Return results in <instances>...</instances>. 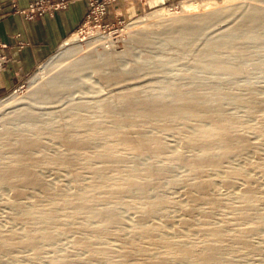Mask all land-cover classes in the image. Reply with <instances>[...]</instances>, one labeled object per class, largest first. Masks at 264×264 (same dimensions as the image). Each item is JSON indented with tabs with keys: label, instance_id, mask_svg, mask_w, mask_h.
I'll return each mask as SVG.
<instances>
[{
	"label": "bare ground",
	"instance_id": "6f19581e",
	"mask_svg": "<svg viewBox=\"0 0 264 264\" xmlns=\"http://www.w3.org/2000/svg\"><path fill=\"white\" fill-rule=\"evenodd\" d=\"M148 1L154 6L165 0ZM194 1H183L181 14L171 12L169 7L155 8L118 31L128 35L123 43V52L127 53L135 43H148L149 35L160 29L173 37L171 49L162 53V59L176 60L194 46L185 43L184 37L197 35L202 27L237 15L227 34L197 46L192 71L158 80L149 88L126 85L95 103L74 102L56 121L39 119L34 104L29 109H24L25 105L13 111L24 125L0 129V186L12 190L8 201L16 207L13 219L21 227H0V259L9 256L12 260L15 251L28 250L30 260L48 255L57 264H77V255L83 252L95 264H136V259L142 257H151L149 264H238L237 257H229L232 244L247 252L255 250L250 240L264 227V211L258 208L264 203V187L258 185L257 176L251 172L257 170L264 176V158H258V147L264 145V98L257 97L248 83L241 85L240 95H234L229 87L247 74L244 59L259 54L251 49L250 40L259 30L264 35V0L218 9L208 5L203 13L189 10ZM129 5L134 11L133 4ZM90 33L93 40L84 49L111 37L98 29ZM76 38L77 34L68 38L66 44ZM257 42H264V38L258 37L254 43ZM75 48L68 47L61 55ZM113 50L116 55L117 49ZM109 54L93 48L65 64L56 82L35 89L32 100L50 102L64 97L74 79L90 68L105 86L129 81L132 73L116 71L117 60ZM64 60H59V65ZM225 104L244 106V115L225 111ZM88 110L92 112L85 113ZM106 115L110 116L109 123L100 121ZM247 116L254 118L255 123L246 124ZM249 134H256L259 141H251ZM44 135L59 139L58 150L44 149ZM165 136L172 137L178 145L169 147ZM42 146L43 150H38ZM36 149L38 152L34 153ZM129 151L147 160L136 162L127 154ZM246 153L255 159H247ZM237 158L246 159L236 166L224 163ZM178 165L186 172L176 176L174 168ZM53 167L66 169L72 188L42 186L38 171ZM80 169L88 177L82 178ZM232 177L241 185L234 189L231 198L220 190H232ZM22 185L42 188L44 192L32 195L28 206H22L18 203ZM177 185L188 188L182 205L165 193V189ZM197 207L198 221H180L187 228L185 232L178 234L166 223L165 209L179 208L190 213ZM115 209L133 210V219L127 222ZM222 210L232 217L210 225ZM155 216L161 220H153ZM63 235L71 237L68 249L59 253L51 250L50 245ZM176 235L180 239L173 242ZM196 236L206 238L202 248L198 247Z\"/></svg>",
	"mask_w": 264,
	"mask_h": 264
},
{
	"label": "rangeland",
	"instance_id": "374dc122",
	"mask_svg": "<svg viewBox=\"0 0 264 264\" xmlns=\"http://www.w3.org/2000/svg\"><path fill=\"white\" fill-rule=\"evenodd\" d=\"M19 1L20 0H2V2H4L5 4L8 3L13 13L22 16L26 20H32L36 17L43 16L46 14L52 16L55 12L66 9L72 2V0H51L54 3L61 1V2H66V4L61 7H57L54 10L45 11L42 14H35L33 17L32 16L30 17L25 13V11L28 9V7L31 4H33L37 0H29L27 5L24 7L19 6ZM183 1L185 0H165L163 4L160 3L158 5H154L153 7L149 5V7L146 6L144 9H140L136 13H134V11L131 8H129V15H130L129 17L119 18L118 20H115L113 22H106L105 17L107 14V2L105 0H88L89 2L88 13L86 15L85 20L80 24V26H78L72 32L73 34L72 35L70 34L71 36H69L70 38L77 34L76 40H72L71 42L66 44L68 42L67 39L50 56H48L46 59L42 60L34 68H32V70L24 77V79L18 84V86L12 88L10 91L0 96V103L10 98L9 101L0 105V129L3 127L9 129H15V128L17 129L19 127L21 128V126L24 125L23 121H21L20 119L16 118L13 115L14 114L13 111L19 109V107L23 109L24 107L27 106V108L24 109H29V107L31 108V104L32 106L35 105L39 119L56 121L60 113L62 111L65 112L66 109H69L70 107L68 106H70L74 102L89 101L95 103L102 98L112 95L113 90L116 91L120 87H124L126 85H131V86L133 85L134 87L137 85L138 87L149 88L152 84L158 82V80L163 81L166 80V78H171V79L177 78L179 73L191 70L192 66H194V60L192 58L194 52L198 49L197 46H199L201 42L204 40H214L217 38L219 39L225 34H227L228 30L234 25L235 21L237 20L238 17L237 15L222 18L211 26L202 27V29L198 33L199 35L197 34V35L187 36L186 38L184 37L183 39H185L184 40L185 43H189L192 44V46L193 45L194 46L188 51L189 53L186 52L187 54H184L183 56L179 57L176 60L162 59L163 54L165 52L170 51L171 49L170 43H172L171 40L173 37H171L167 33L162 32L160 29L152 32L149 35L148 43L146 44L135 43L132 46H130V49L127 53L123 52L124 50L123 43L125 42V40L128 39V35L118 32L120 29L127 27L137 17L145 16L148 13L154 12L155 8H159L162 6L169 7L171 8V12L175 13L176 11V13L181 14L182 13L181 4L183 3ZM249 2L254 3L255 1L195 0L191 4L189 10L194 11V9H198L196 12L203 13V11H205V8L208 7V5H212L211 7H209L210 9H218V8L231 6L234 4L239 5V4H246ZM131 14H133V16H131ZM96 29H98L100 32L104 34L111 35V37H109L108 39L100 40L99 42H96L84 49L83 47H85L86 43L93 40L94 36H92L90 32L95 31ZM133 29L135 28L133 27ZM262 36H264L263 31L259 30V32L255 33L252 36V39L250 40V44L253 45L251 49L254 48L255 50H258L259 54L254 57H249L244 59L243 66L244 69H246L247 74L244 75L243 77L241 76L237 80L235 85H231L229 87L230 91L234 95H240L243 91V87L241 85L243 83H248L254 87L257 97L264 98V42L254 43L255 39H258V37L264 38ZM170 37L171 39H169ZM107 40H109L111 43L106 42ZM195 41H197V43L193 44ZM0 44H2V47L0 48V53L2 54L1 50L6 47V44L1 42ZM74 45L77 48H75L72 52L65 55L63 54L64 56L61 55L64 52V50H66L68 47L69 48L74 47ZM114 47L115 49H117L116 55H114L112 52L114 51L113 50ZM93 48H97L98 50H101V52L103 53L106 52L111 53L109 55L113 54L114 55L113 57H115L117 60L115 70L118 72L122 71L125 73H132L133 75L132 78L129 81H125L123 83H119L108 87L103 85V83H101L98 74L96 75L94 69L90 68V69H86L76 79H74L73 84L71 85L68 92L64 95V97L63 96L57 97L50 102L39 101L36 103L35 101L32 100V94L34 91L40 89L41 87H44L46 83H49L50 85L56 82L58 78L57 74L58 72H60L62 68L65 67V64L67 65L75 61L77 58H80L82 55H84L86 52L91 51V49ZM118 50L120 52H118ZM2 55L4 56V54ZM57 59H59L60 61H62L63 59L65 60L63 61V63H61V65H59L60 62ZM4 61L5 59L0 63H3ZM259 65L261 66L259 67ZM54 76H56V79L54 78ZM222 108L227 112H235L239 115H244L245 113V107L241 105L239 106V105L225 104L222 106ZM86 112L91 113L92 111L88 110L85 111V113ZM261 115L262 112L259 113V116ZM247 117H245L246 124L255 123L254 118L252 119L251 117L248 118ZM100 121H102L103 123H109L111 119L109 115H106L105 117L100 118ZM165 137H166L165 138L166 143L169 147H172L173 145H178V142H176V140H174L172 137L170 136H165ZM249 137L250 140L253 142L259 141L256 134L255 135L249 134ZM42 145L44 146V149H49L48 151L55 152V150H58L60 143H59V139H57L56 136L44 135L42 136ZM43 146L38 150L40 151L43 150ZM258 149H259L258 153H260L258 155V158L259 159L264 158L263 156L264 145L259 146ZM38 150L37 149L34 150V153H37ZM127 154L133 160L139 163L141 161H142L141 163H144L147 160L146 158H143L141 154L134 151H129L127 152ZM245 156L247 159H251V160L254 157L250 153H246ZM245 159L243 158L228 159L224 163H228L236 166L242 164ZM176 166H175L176 169L174 168V172L176 176L186 172V169L184 167L181 166L179 167V165L178 167ZM80 171L82 178L88 177L84 169H80ZM38 173L42 179V184H43L42 186L44 187L47 186V188L55 189L56 187L61 186L63 188L65 187L69 189L72 188L73 186L70 180L71 177L68 175L66 169L64 168H54V167L41 168L40 171H38ZM251 173H254L257 176L256 181L258 185L264 187V176L263 175L261 176V174H259L257 170L256 171L254 170V172L252 170ZM231 180H230L231 181L230 187H232V190L222 188L220 192L225 195L230 194L229 196L232 198L233 195L231 193L234 191V189L240 187L241 184L238 183V180L235 177H232ZM161 185L164 186L165 185L164 182H161ZM178 186L179 185L174 186L173 188L169 187L165 189V193L169 199L175 201L179 205H182L184 203V198H183L184 193H186V190L188 188L185 185H180L179 187ZM20 188H21L20 191L22 196L18 201V203L26 207L28 206V203L32 201V195L33 196L41 195L44 192L42 188H31L23 185ZM12 193L13 192L10 189V187L5 185L0 186V227L4 229L6 228L5 230H9L11 228L15 229V227L16 229H19L21 227L20 226L21 224L16 223L17 221L15 222V220L13 219L14 218L13 216L16 214L15 211L16 207L14 208L13 207L14 204L9 203L8 201ZM258 208L260 211L261 210L264 211V203L260 204ZM178 209L179 208H174V209L170 208L169 210L165 209V213L166 214L168 213L166 217L167 218L166 223L169 225V227L171 226V228L174 229L176 228L178 232L179 231L185 232L187 229L186 227L182 226L180 221H183L184 219L188 221H192L194 219V221L192 222H196L200 219V215L198 213L200 208L198 207L195 208L190 213H183V211ZM115 210L118 211L127 222L133 219V210L131 211L120 210V209H115ZM222 211H220L217 215L213 217L214 219L211 220L210 225L213 226L219 225L218 221H221L222 218L224 220H229L232 217L231 213H228L227 211L224 212ZM153 220L159 221L161 219L155 216L153 217ZM248 224H250V222H248ZM180 232L178 234H180ZM179 239H180L179 235H176L173 236L172 241L177 242L179 241ZM195 239L197 240L198 247L202 248L206 238L196 236ZM70 240L71 237L63 235L61 236V238H59V240L56 243L51 244L50 248L51 250L52 249L57 250L56 252L58 251L61 252L60 250H65V249L67 250L70 244L69 243ZM250 243L255 248L253 252H247L243 250L242 247H240L238 244L234 243L231 245V249H230L231 251L229 252V257L231 258L237 257L236 259L239 260L237 261L238 264H264V227L263 229L262 228L260 229L257 235L251 237ZM238 251L241 252L242 254L239 253ZM160 252L162 253L164 252V250H160ZM28 253H29L28 250H24L22 252L15 251L14 254L16 256L18 255L17 257H15L14 255L13 259L11 260L9 256H3L4 258L0 259V264H57L56 262L49 259L48 255L43 256L39 260H33V259L30 260L28 257L29 255ZM77 257L80 258L77 264L96 263L95 260L93 258L91 259V257L85 252L78 254ZM152 260L153 259H151V257H142V259L140 258L136 259V264H145V263L149 264L152 262ZM181 264H186V263H181Z\"/></svg>",
	"mask_w": 264,
	"mask_h": 264
},
{
	"label": "crops",
	"instance_id": "0c3cea01",
	"mask_svg": "<svg viewBox=\"0 0 264 264\" xmlns=\"http://www.w3.org/2000/svg\"><path fill=\"white\" fill-rule=\"evenodd\" d=\"M105 1L106 22L129 17L130 3L134 6V13L152 6L148 0ZM28 2L29 0H20L19 6L24 7ZM88 6V0H72L66 9L59 10L52 16L46 14L26 20L13 13L8 3L0 0V42L6 44L1 50L5 61L0 63V96L18 86L32 68L50 56L73 34L85 20Z\"/></svg>",
	"mask_w": 264,
	"mask_h": 264
},
{
	"label": "built area",
	"instance_id": "2783aa9c",
	"mask_svg": "<svg viewBox=\"0 0 264 264\" xmlns=\"http://www.w3.org/2000/svg\"><path fill=\"white\" fill-rule=\"evenodd\" d=\"M66 2L58 1L57 3H54L51 0H37L33 4H31L28 9L25 11L27 15L30 17L34 16L35 14H42L45 11H51L56 9L57 7H61L65 5ZM2 47V44H0V48ZM5 58L0 53V62L3 61Z\"/></svg>",
	"mask_w": 264,
	"mask_h": 264
}]
</instances>
